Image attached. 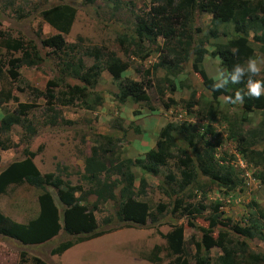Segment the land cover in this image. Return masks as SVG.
Listing matches in <instances>:
<instances>
[{"label":"rangeland","instance_id":"1","mask_svg":"<svg viewBox=\"0 0 264 264\" xmlns=\"http://www.w3.org/2000/svg\"><path fill=\"white\" fill-rule=\"evenodd\" d=\"M158 1L0 0V126L9 114L20 121L9 131H0V172L9 163L25 158L28 149L34 152L33 161L43 175L51 173L61 177L66 185L76 189L78 196H84L85 204L92 209L97 196L94 181L87 178L85 160L93 150H98L101 161L109 167V172L100 175L101 180L115 181L121 187V176L115 170L125 169L127 159H143L149 150L156 148L163 128L193 125L205 132L206 126L211 125L213 131L206 133L205 138L215 146L219 163L232 167L236 186L230 189L202 177V187L188 186L185 196H180L178 188L176 195L168 196L161 188L166 176L172 174L179 184L186 170L181 163L184 155L176 146H171V156L159 172L145 170L137 164L131 166L136 176V198L149 204L155 220L149 218L142 226L120 223L116 216L120 202L118 188L117 200L102 203L94 211L98 230L106 231L104 234L76 243L61 254H54L53 249L61 242L77 238L63 229L53 239L35 245L0 234V264H170L163 235L177 226L184 228L188 258L196 255L203 235H210L214 240L230 238L220 233V230L226 231L228 223L244 227L258 225L264 234V164L250 152L264 149L261 125L264 110L244 114L240 103H229L225 96H220L212 107L211 94L193 67V48L205 47L208 53L203 67L217 83H222L227 71L220 58L211 52L216 44L235 37L234 25H216L212 14L196 11L194 20L186 27L193 38L189 55L174 67H168L162 57L175 59L172 50L184 53L185 38L181 37L179 43L177 39L170 42L158 36L155 43L148 40L142 43L138 33L141 20L151 18V6ZM60 3L77 8L75 21L65 35L72 46L62 53L63 58L81 63L86 69L96 62L103 67L93 90L101 96L102 103L93 110L87 109L81 100L63 103L69 90L57 86L55 79L61 75L60 67L51 55L53 48L42 43L58 31L40 13ZM213 29L218 31L217 37L211 35ZM17 41L24 49L13 48ZM252 44L261 68L257 78L264 82V53L260 45ZM30 47L41 54L37 64L22 62L24 51L30 52ZM96 49L98 58L90 55ZM113 56L128 64L122 74L124 78L150 80L148 101L120 102L116 96L120 91L119 82L108 70ZM172 83L177 86L175 90L171 89ZM68 84L74 82L67 80ZM53 91L64 99H51ZM30 129L35 132L31 134ZM240 135L250 143L242 144ZM177 143L184 145L180 140ZM50 190L54 192L53 187ZM41 193L40 188L27 183L12 185L0 198V211L13 220L28 223L39 214ZM178 197L182 205L177 202ZM57 203L62 212L63 206ZM213 216L220 222L216 227L210 226ZM201 227L208 230L201 231ZM155 245L164 248L160 263L146 260ZM251 246L264 252V239L255 236ZM208 251L212 260L222 254L217 244Z\"/></svg>","mask_w":264,"mask_h":264},{"label":"trees","instance_id":"2","mask_svg":"<svg viewBox=\"0 0 264 264\" xmlns=\"http://www.w3.org/2000/svg\"><path fill=\"white\" fill-rule=\"evenodd\" d=\"M151 11V18L141 20L138 26L139 39L142 43H145V40L155 43L158 36H163L165 40L170 42L177 39L179 43L182 42L181 37L185 38V42L182 43L186 46L184 53L175 52L171 49L176 56L175 59L162 57L163 63L168 67H174L183 60L185 55H189L193 38L188 34L186 27L194 20L196 11L212 14L213 22L216 25L233 23L235 37L229 42L216 44L211 52L212 56L220 58L221 65L227 71L228 83L224 84L219 90L213 89V84L217 82L207 74L203 67L205 55L208 53L205 47L193 48L194 70L201 75L206 90L211 94L212 107V104L217 102L220 96H225L229 102V97L234 98L236 92L239 91L244 99L241 104V110L244 114L264 110L263 95L258 99L245 95L248 90L249 78L251 77L254 81L258 80L257 75L252 76L246 69V62L250 58L255 59L256 56V50L252 43L260 45V49L264 53V0H159L157 3H153ZM40 14L47 23L58 31L55 35L43 39L42 43L45 47L53 48L51 55L60 67L61 75L55 79L57 86L67 87L69 90L66 91L68 95L65 96L63 103L74 104L75 100H81L87 109H95L102 103L101 96L93 90L103 67L99 62H96L86 69L83 64L76 63L74 60H67L62 56V53L69 46H72L68 44L65 35L69 33L75 21L77 8L72 4L60 3L43 9ZM251 31H253V38H250ZM211 35L217 37L218 31L211 30ZM13 48L20 51L24 49V46H21L17 41L14 43ZM140 48L144 49V46L140 44ZM29 49L30 52L28 49L24 51L22 62L27 65L37 64L41 60V54L35 47ZM98 53L97 49L90 51V55L96 58L99 57ZM160 64L158 63V65ZM237 65L244 68V71L241 74L240 82L234 84L231 80V74L235 73ZM127 68L128 64L121 58L111 57L108 70L114 79L118 80L120 88L116 96L122 103L128 99L136 102L148 101L147 87L152 86L150 80L144 82L124 78L122 74ZM67 80H72L74 84L67 85ZM88 86L90 89H88ZM176 88V84L172 83L171 89L175 90ZM49 97L51 99L63 98L55 91ZM19 123L20 121L16 116L6 115L2 119L0 131L7 132L13 125ZM261 125L264 127V122ZM28 128L30 127L28 126ZM212 131L211 125L206 126L205 132H200L193 125L166 126L160 133L156 148L149 150L143 159H127L125 169L118 168V170H115L121 176V187L115 181L101 180L100 175L103 172H109V167L101 161L98 150H93L92 154L85 160L87 178L94 181V193L97 196L92 209L85 204L86 199L84 196H78L76 189L66 185L61 177L54 176L51 173L43 175L33 161L34 152L26 149L25 158L9 163L0 172V198L3 194H6L12 185L27 183L38 187L42 190L38 198L39 214L28 223H21L0 211V234L11 237L23 244L35 245L53 239L63 229L68 234L77 236V238L61 242L58 247L53 249L54 254H61L76 243L106 232L98 230L99 225L94 211L99 209V205L102 203L117 200L116 190L118 188H120V202L116 216L120 223L124 222L129 227L131 226L129 224L142 226L147 223L149 218L155 220L149 204L136 198V176L131 171V166L137 164L145 170L159 172L160 167L164 166L171 156V146H176L184 155L181 158V163L186 170L183 171V180L179 184H177V180L172 174L166 176L161 188L168 196L173 197L176 195L178 188L181 192L180 196H185L188 194V186L202 187V177H207L211 182L220 183L232 189L237 184L232 167L219 163L215 155V146L205 138V134ZM30 132L33 134L35 130L30 129ZM238 137L242 144L250 143L247 138L241 135ZM177 140H180L184 145L179 146ZM243 150L247 151V149ZM250 152L255 157L258 156L260 163L264 164V149L250 150ZM144 183L145 180L142 179L141 184ZM50 187H53L54 192L50 190ZM207 188L210 189L211 187L208 186ZM56 199L63 206L62 212ZM179 200L178 197L177 202L182 205L183 201ZM104 221L109 223L108 219ZM209 221L210 226L213 227L220 224L217 216L211 217ZM191 224L194 223L191 222ZM225 226L227 227L226 231L220 230V233L226 235V237L230 235V238L214 240L210 235H203L201 247H198L196 255L192 254L189 258L186 254L183 226H177L164 234L163 237L167 241L165 250L166 255L171 259L170 264H264V252L255 250L251 246V241L255 236L264 239L263 230L257 227L258 225L244 227L228 223ZM200 230L205 231L208 229L201 227ZM216 244L222 254L212 260L208 250ZM163 250L162 246L155 245L147 255L146 260L151 263H160L163 259L161 256ZM38 262L41 263L36 260V263Z\"/></svg>","mask_w":264,"mask_h":264},{"label":"clouds","instance_id":"3","mask_svg":"<svg viewBox=\"0 0 264 264\" xmlns=\"http://www.w3.org/2000/svg\"><path fill=\"white\" fill-rule=\"evenodd\" d=\"M246 69L249 73L252 74V76L258 75L261 71L258 61L253 58H250L246 62ZM243 71H244V68L237 65L235 73L231 74L232 83L236 84L240 82V77ZM220 75L223 76V73H221ZM227 83H228V80L227 78H225L223 79L222 83H214L213 89L219 90L220 88L224 86V84H227ZM247 89L248 90L245 93V95L255 97L258 99L261 97L262 93H264V82L259 81V80L254 81L250 77L248 84H247ZM229 102L232 104H237V103L242 104L244 102L243 95L239 91H237L234 98L229 97Z\"/></svg>","mask_w":264,"mask_h":264}]
</instances>
